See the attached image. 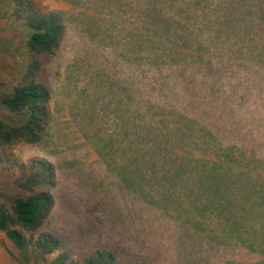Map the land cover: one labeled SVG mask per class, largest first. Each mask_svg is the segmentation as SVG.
Returning a JSON list of instances; mask_svg holds the SVG:
<instances>
[{"label":"trees","instance_id":"obj_1","mask_svg":"<svg viewBox=\"0 0 264 264\" xmlns=\"http://www.w3.org/2000/svg\"><path fill=\"white\" fill-rule=\"evenodd\" d=\"M126 1L127 9L123 0H103L100 8L106 16L111 12L110 24L124 28L117 49L123 50L127 43V29L144 34V55L136 65H129L136 76L127 74V125L142 133L127 130L132 135L127 136V153L134 157L133 162L127 160V190L166 212L168 201L176 199V189L165 179L168 165L181 166L185 172L192 167L240 169L248 180L247 192L254 190L252 212L257 217L264 214V188L255 185L254 144L226 139L217 122L191 98L173 93L188 91L193 76L202 81L201 76L213 70L229 79L264 72V0ZM2 2L0 12L9 14L25 32L18 47L12 46L11 39L0 45V160L21 145L41 143L47 135L55 103L49 70L67 34L62 13L50 10L42 0ZM115 3L117 8L112 10ZM184 76L189 79L180 78ZM218 83V88L225 87ZM171 154L183 158L171 159L169 164L165 157ZM29 168L17 185L7 176L6 186L16 189L0 193V233L10 243L6 250L11 264H161L116 244L93 246L75 255L58 235L44 230L56 204L55 166L34 160ZM183 219L191 222L190 217L175 220ZM261 220L256 223L264 224ZM186 227L205 234L193 222ZM258 230L260 236L242 245L252 264H264V226Z\"/></svg>","mask_w":264,"mask_h":264},{"label":"rangeland","instance_id":"obj_2","mask_svg":"<svg viewBox=\"0 0 264 264\" xmlns=\"http://www.w3.org/2000/svg\"><path fill=\"white\" fill-rule=\"evenodd\" d=\"M42 1L61 12L67 26L64 46L49 70L55 93L53 123L41 143L21 145L0 160V193L16 189L6 186L7 176L17 185L29 174L30 162L46 160L56 168L57 186L56 204L44 230L58 235L75 255L93 246L116 244L161 264H248L249 254L242 245L260 236L257 228L264 224L256 220L264 222V214L257 217L252 212L254 190L247 192L248 180L240 169L192 167L185 172L181 166L168 165L165 179L176 189V199L168 201L166 212L127 190V160L134 158L127 153V136L132 137L127 130L134 135L140 132L127 125V74L136 76L129 65H136L144 55V34L127 29V43L123 50L117 49L124 28L110 24L111 12L106 16L100 8L103 0ZM123 3L127 9V1ZM116 4L110 8L115 10ZM24 32L9 14L0 12V45L11 39L12 46L18 47ZM251 74L229 79L213 70L201 76L202 81L193 76L188 91L173 93L191 98L217 122L226 139L254 144L255 185L264 188L260 176L264 171V72ZM218 81L225 87L218 88ZM180 158L181 154H171L165 160L170 164ZM183 217L191 222L175 220ZM192 222L205 234L186 227ZM9 246L0 233V264H11Z\"/></svg>","mask_w":264,"mask_h":264}]
</instances>
